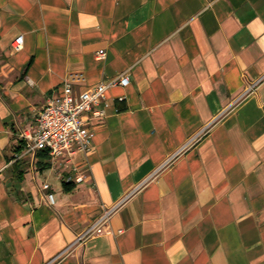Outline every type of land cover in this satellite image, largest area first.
<instances>
[{"label":"crops","instance_id":"crops-1","mask_svg":"<svg viewBox=\"0 0 264 264\" xmlns=\"http://www.w3.org/2000/svg\"><path fill=\"white\" fill-rule=\"evenodd\" d=\"M124 73L91 153L22 156L68 79ZM0 264H264V0H0Z\"/></svg>","mask_w":264,"mask_h":264},{"label":"built area","instance_id":"built-area-1","mask_svg":"<svg viewBox=\"0 0 264 264\" xmlns=\"http://www.w3.org/2000/svg\"><path fill=\"white\" fill-rule=\"evenodd\" d=\"M24 43V36H20L15 41L14 51H21L24 48ZM106 56V51L97 53L98 59H105ZM76 79V77L68 79L64 83L63 95L58 97V99L50 100L40 111L36 132L23 131L20 133L21 139L26 142V149L22 156L46 150L51 158L50 161L57 164L66 155L73 157L78 152L89 154L94 150V135L86 124L84 114L93 113L96 116H104L105 111L103 109L97 111L95 107L100 106V104L107 106V92L114 87L127 88L130 85V77L124 73L114 79H107L79 96L75 95L73 89ZM194 142L195 139L186 145L180 153ZM175 158L176 155L171 157L165 166L169 165ZM78 181L82 182L83 178H79ZM50 188L51 186L47 183L42 186L43 191L47 192V203L54 206L55 195L50 193ZM117 208L107 211L91 228L80 234L76 243H85L88 239L104 233L112 234L108 227L110 219Z\"/></svg>","mask_w":264,"mask_h":264},{"label":"trees","instance_id":"trees-1","mask_svg":"<svg viewBox=\"0 0 264 264\" xmlns=\"http://www.w3.org/2000/svg\"><path fill=\"white\" fill-rule=\"evenodd\" d=\"M45 151H46V150H45ZM45 151H44V152H45ZM46 152H47V151H46Z\"/></svg>","mask_w":264,"mask_h":264}]
</instances>
